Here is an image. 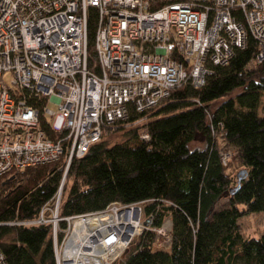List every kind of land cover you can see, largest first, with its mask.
Here are the masks:
<instances>
[{
    "label": "trees",
    "instance_id": "1",
    "mask_svg": "<svg viewBox=\"0 0 264 264\" xmlns=\"http://www.w3.org/2000/svg\"><path fill=\"white\" fill-rule=\"evenodd\" d=\"M95 15L88 21L93 64ZM248 38L204 85L186 82L157 106L103 129L81 159H63L0 176V251L8 264H56L52 224L35 223L53 205L59 218L100 211L112 202L142 205L148 229L130 242L120 264H264V233L243 237L238 219L264 211V63L251 65ZM44 125V121H42ZM145 128L148 140L140 138ZM50 136L53 134L45 127ZM122 140L110 143L109 139ZM201 139L203 146L189 148ZM233 148L246 173L236 187L220 151ZM221 197L227 207L210 211ZM51 218L50 210L43 211ZM170 221V245L156 231ZM57 242L66 228L58 221Z\"/></svg>",
    "mask_w": 264,
    "mask_h": 264
},
{
    "label": "built area",
    "instance_id": "2",
    "mask_svg": "<svg viewBox=\"0 0 264 264\" xmlns=\"http://www.w3.org/2000/svg\"><path fill=\"white\" fill-rule=\"evenodd\" d=\"M248 38L255 42L251 65L264 63V0H0V176L60 159L67 170L104 128L154 108L183 83L201 87L213 67L226 65ZM139 135L148 140L145 128ZM219 154L227 167L230 153ZM62 184L51 209L42 208L35 223L46 222L43 211L50 210L54 221L68 223L71 235L80 219L114 209L137 211L140 223L142 205L119 202H112L119 207L109 209L110 203L100 211L59 218ZM101 228L96 239L107 251L121 237L116 229ZM55 233L54 225V238ZM154 245L168 248L170 238ZM54 254L62 264L56 249ZM119 254L109 252L108 260ZM0 264H8L1 251Z\"/></svg>",
    "mask_w": 264,
    "mask_h": 264
},
{
    "label": "bare ground",
    "instance_id": "3",
    "mask_svg": "<svg viewBox=\"0 0 264 264\" xmlns=\"http://www.w3.org/2000/svg\"><path fill=\"white\" fill-rule=\"evenodd\" d=\"M114 216L117 220L111 222V218ZM101 227L116 229L117 234L121 237L116 243L107 246V251H105V244L96 239ZM139 230L137 211L132 210L119 212L114 209L112 214L80 219L75 223L74 229L65 243L62 264H109L108 253L112 252V255L121 253L125 249V241L136 235Z\"/></svg>",
    "mask_w": 264,
    "mask_h": 264
},
{
    "label": "rangeland",
    "instance_id": "4",
    "mask_svg": "<svg viewBox=\"0 0 264 264\" xmlns=\"http://www.w3.org/2000/svg\"><path fill=\"white\" fill-rule=\"evenodd\" d=\"M4 80L6 81V83L9 84L10 82V75L8 73H6L4 76ZM262 103H264V96L262 98ZM49 108L52 110H55L56 106L53 104H49ZM144 128H141V130H143ZM116 136V135H114ZM122 138L121 136H116V137H112L109 139L110 143H115V142H119L121 141ZM203 143L201 141V139H195L194 141H192L189 145L190 149H193L195 147H202ZM227 152L230 153V164L227 167H224V172L230 176H232L234 178V182L237 180V176L239 175V173L242 170H245L236 151L233 148H228L225 149ZM62 194V191H61ZM62 196V195H61ZM227 198L226 197H221L220 199H218L215 203V205L212 206V208L210 209V211H215L218 210L220 208H224L227 207ZM120 205H113V203H111L109 205V209H111V207H119ZM141 208L140 211V215H139V222H140V230L139 232L134 235L130 242L133 241L136 236H138L141 231H142V221H144L146 218L144 217L143 214V206H138ZM138 217V216H137ZM46 222H50L52 224V229L55 225L56 228V233L59 231L58 228V222L54 221V217L52 216L51 213V218L49 219H45ZM168 219H165L163 222V225L161 226V228H159L156 231V243L160 244L163 246V244H166V241L168 238H170V234L168 232V225L169 223H167ZM238 224L241 228V234L243 237H253V238H257L260 235H262L264 233V211L261 212H257V213H252L249 215H246L244 217H241L238 219ZM68 223H66V228L65 230H63V239L61 242H57L56 240V233H55V238L53 239V243H54V250L56 249L58 254H59V259L60 263H62V254H63V250H64V246L66 243V240L69 238V232L70 230L67 229ZM130 242L126 245L125 249L122 250V252L114 259L111 260V262L109 264H120V262L124 259L125 255H126V249L128 247V245L130 244ZM162 249H167V248H162ZM120 259V260H119ZM116 261V262H115ZM243 264V263H241Z\"/></svg>",
    "mask_w": 264,
    "mask_h": 264
},
{
    "label": "water",
    "instance_id": "5",
    "mask_svg": "<svg viewBox=\"0 0 264 264\" xmlns=\"http://www.w3.org/2000/svg\"><path fill=\"white\" fill-rule=\"evenodd\" d=\"M246 173V170H242L239 175L237 176V180H236V187L239 185V183L241 182V179L244 177ZM149 225V220L145 219L144 221H142V226L143 227H147Z\"/></svg>",
    "mask_w": 264,
    "mask_h": 264
}]
</instances>
